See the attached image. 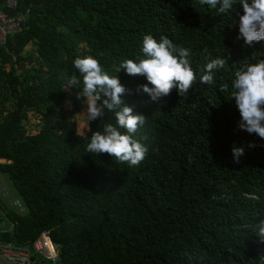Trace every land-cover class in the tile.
Returning <instances> with one entry per match:
<instances>
[{
    "label": "trees",
    "instance_id": "1",
    "mask_svg": "<svg viewBox=\"0 0 264 264\" xmlns=\"http://www.w3.org/2000/svg\"><path fill=\"white\" fill-rule=\"evenodd\" d=\"M4 10H31L26 29L0 46V172L26 208L9 212L15 227L4 240L31 246L49 230L59 264H264L255 234L264 219V139L238 127L231 99L235 72L264 59V41L237 39L238 3L226 13L200 0H19L17 11ZM146 34L190 50L197 81L186 96L173 89L153 102L136 92L145 77L117 73L122 60L143 55ZM86 55L118 75L131 90L123 99L146 117L135 133L149 149L138 166L87 152L88 122L81 133L69 120L86 105L75 95L82 85L64 90L66 76L79 75L73 61ZM217 57L226 62L214 83H200ZM33 115L42 127L28 130ZM108 123L115 114L105 109L90 127ZM234 143L244 147L239 163Z\"/></svg>",
    "mask_w": 264,
    "mask_h": 264
},
{
    "label": "clouds",
    "instance_id": "2",
    "mask_svg": "<svg viewBox=\"0 0 264 264\" xmlns=\"http://www.w3.org/2000/svg\"><path fill=\"white\" fill-rule=\"evenodd\" d=\"M200 3L217 9L219 13L228 12L238 3L243 11L238 13L237 39H243L244 44L250 47L264 41V0H200ZM204 51L211 55L207 49ZM142 53L136 60H122L117 73L123 69L130 76L145 77L147 83L138 86L136 92L146 93L151 101L161 100L173 89L178 91L179 96H186L196 83L197 75L189 60L190 50L177 47L167 36L157 40L151 34L144 35ZM225 62L223 57L210 59L199 77L200 83L213 84L214 71L223 68ZM73 65L79 75L73 73L66 76L64 90L71 93L74 87L82 85L81 91L74 92L77 99L86 105V109L76 114L84 115L89 124L91 135L87 152L96 155L107 153L118 162L138 166L149 149L135 138L146 117L134 113L133 107L123 99L126 94H131V90L121 83L118 75L112 76L105 71L93 56H78ZM233 89L231 99H234L240 113L238 127L264 139V59L242 64L235 72ZM226 91L227 85L220 88L221 93ZM66 103L71 104L70 100ZM105 109L114 112L116 124L108 123L103 131H92L90 122L101 119ZM249 147H255V144L250 142ZM232 151L234 162L239 163L244 147L234 143ZM255 234L264 240V219L258 221Z\"/></svg>",
    "mask_w": 264,
    "mask_h": 264
},
{
    "label": "built area",
    "instance_id": "3",
    "mask_svg": "<svg viewBox=\"0 0 264 264\" xmlns=\"http://www.w3.org/2000/svg\"><path fill=\"white\" fill-rule=\"evenodd\" d=\"M18 7L19 0H0V46L7 43L9 36L27 27V15L31 10L14 14L4 10L17 11ZM0 163L5 160L0 159ZM10 211L22 216L26 208L7 176L0 172V264H59L60 249L49 230L43 231L31 246L17 247L4 240L3 235L11 233L15 227V222L8 217Z\"/></svg>",
    "mask_w": 264,
    "mask_h": 264
},
{
    "label": "rangeland",
    "instance_id": "4",
    "mask_svg": "<svg viewBox=\"0 0 264 264\" xmlns=\"http://www.w3.org/2000/svg\"><path fill=\"white\" fill-rule=\"evenodd\" d=\"M33 45L34 44L28 46L27 47V51H30V52L36 51V48ZM34 55L36 57L38 56L37 53H35ZM20 71L22 72V70H20ZM7 97H8V103H7V105L9 107L13 106L14 100H13V97H12L10 91L8 92ZM66 108L67 109H71L72 108V105L70 104V106H69V104H66ZM69 120L70 121H76V122H78V124H79L78 125V129H79V131L81 133L85 129V127L87 125V122H88L87 119H86V117L84 115H81V114H76L75 116H70L69 117ZM28 122H30V123H28ZM26 124H27L26 126H27V129L28 130H36V129H40L42 127V120L40 118H38L36 115H33L31 117V120H28Z\"/></svg>",
    "mask_w": 264,
    "mask_h": 264
},
{
    "label": "crops",
    "instance_id": "5",
    "mask_svg": "<svg viewBox=\"0 0 264 264\" xmlns=\"http://www.w3.org/2000/svg\"><path fill=\"white\" fill-rule=\"evenodd\" d=\"M3 160V159H2Z\"/></svg>",
    "mask_w": 264,
    "mask_h": 264
}]
</instances>
